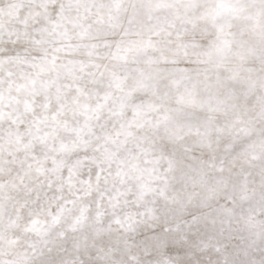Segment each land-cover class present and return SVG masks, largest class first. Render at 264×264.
Returning <instances> with one entry per match:
<instances>
[{
	"label": "snow or ice",
	"instance_id": "snow-or-ice-1",
	"mask_svg": "<svg viewBox=\"0 0 264 264\" xmlns=\"http://www.w3.org/2000/svg\"><path fill=\"white\" fill-rule=\"evenodd\" d=\"M0 264H264V0H0Z\"/></svg>",
	"mask_w": 264,
	"mask_h": 264
}]
</instances>
